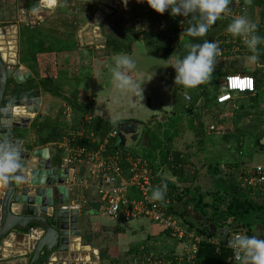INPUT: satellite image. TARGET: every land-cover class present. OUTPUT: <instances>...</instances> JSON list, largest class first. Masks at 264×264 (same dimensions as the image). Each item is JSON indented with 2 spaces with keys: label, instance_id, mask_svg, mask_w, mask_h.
I'll use <instances>...</instances> for the list:
<instances>
[{
  "label": "trees",
  "instance_id": "16d2710c",
  "mask_svg": "<svg viewBox=\"0 0 264 264\" xmlns=\"http://www.w3.org/2000/svg\"><path fill=\"white\" fill-rule=\"evenodd\" d=\"M59 2L58 10L62 13L78 12V10L81 14L93 15L95 13L96 3H79L74 0H60ZM242 2L243 4L245 2V4L251 5L247 3L248 0H242ZM253 3L251 6L256 15V27L259 29V36L264 38V0H254ZM229 7L233 9L231 0ZM166 13L167 12L163 15H159L153 12L152 17L148 20L149 29L147 30L144 29L143 25L140 26L133 22L123 31L121 38L107 37L105 42V56L129 55L132 53L133 44L140 41L144 43L151 54L161 57L165 62H170L173 55L181 56L183 54L181 53V50H183L182 47L176 50L166 45L162 41V31L155 30L157 25H172L173 22H170L171 16ZM70 17L64 16V26L72 32H75L79 27V21H77L75 17H73V19ZM225 20L218 19L204 37H190L186 35L187 40L184 49L191 44H202L206 40L213 41L215 39L225 43L228 42L232 37L221 36L217 33L218 31L227 29L228 25L233 21L232 19ZM193 24H195V20L190 18L188 28ZM225 43L219 47L220 50H223V53L226 51V49H223ZM237 46L242 49L240 54H233L231 52L235 45L230 43V45H227L228 51L221 56L222 58H216V67H214V71L209 79V84H211L212 89L216 91V95L210 96V90L208 91L207 88L204 89L203 86L199 92H192L191 102L184 106L183 109H180L181 114L177 115L176 112H174V116L169 118L164 125L151 128L150 123H148L145 129L143 128V134L141 135L143 151L132 153L133 155L147 159L151 163L155 175L158 177V181L160 180L167 184L168 193L165 195V198L169 197L171 199V213L180 220L181 225L210 239H213V237L208 234L202 224H196L189 219L183 210V202L192 205L201 216L211 219L217 228L235 226V232L246 231L249 236H256L259 238L264 226V191H252L242 187V181H238V178L234 176L239 170V163H225L223 165L220 161H215V163L210 162L208 171L213 180V188L210 191L203 192L199 187L194 186L197 175L193 176L191 179L186 177L185 161L181 159V152L174 148L175 139L185 135L188 131L193 132L194 135L199 138V143L202 145L204 144L203 137L210 127L214 125L215 129V127L222 125L221 117L218 118L215 116V118L213 117L211 119L212 122L208 126L207 121L204 119V110L207 108L210 113V109L214 107L217 108L216 97L223 89L225 78L228 75L239 74L243 76H252L255 79L256 87L258 82L264 83V44L257 46L258 59L253 62L252 65L250 64V66L247 65V63L252 61L249 60L248 57L252 56L253 53L245 46L243 38L237 37ZM18 47L19 63L28 67L34 74V78L26 84L19 85L10 74L3 101L4 107L7 106L10 101L13 102V106L16 101L39 98L43 94H49L66 101L68 105L82 117L92 113L91 109L94 108L92 103L96 96L94 93H91L88 96L85 95L82 97L81 92L83 88H80L82 83H89L91 81L92 71L91 69L83 71L90 63L87 62V64H85V55L84 53L78 52L79 45L76 41L71 39H49V37L45 35L41 25H21L18 30ZM178 50L179 53H177ZM76 53L78 54V61L75 65L77 68L80 67L81 71L77 74L75 73L73 76H68L71 55ZM41 55H52L48 58L44 67L41 66L39 62V56ZM65 55L68 57L64 59ZM62 57L64 62L60 59ZM218 63H220V65ZM224 65H228L229 68H235L236 70L227 72L224 69ZM129 76L132 77L131 75ZM62 79L64 81L73 80L75 82V89L68 97L61 83ZM241 95L251 96L252 94H238V96ZM70 97L71 99H69ZM203 98V104L199 105L198 102ZM247 101H249L250 110H257V102L259 100L249 99L248 97ZM206 102L209 104L207 105ZM210 103H213V105L210 106ZM212 112H214V110ZM47 118L48 117H44L43 120H40V117H38L33 124V129H31L36 136L37 141L35 142V146L37 147L61 142L63 137L70 130H65L64 124L60 121H54L51 118L46 120ZM185 118L188 120V123L187 126L184 127L182 125V119ZM238 120L239 119H237V121ZM121 122H124V120L111 121L100 115H95L93 119L87 123L86 130L87 132H93L94 136L100 139L109 131L116 128V125ZM76 127L78 126L76 125ZM74 129V127L71 128V130ZM220 129L225 130V132H223V139L227 142L231 138L240 141L241 138L248 136L247 132H243L241 129L233 134L228 130L229 127H225L224 129L222 125ZM26 133L27 132H25V134ZM20 138L23 140L24 134L21 135ZM260 142L261 141L256 140L250 144H254L256 146V148L254 147L255 150L257 149L258 152L264 154V150H261L263 146ZM33 147L34 145L27 147V149L31 150ZM56 151L59 157L62 151L59 149ZM126 152H130V150H126ZM164 168L172 171V176L176 178L177 182H171L169 178L163 175ZM241 176L243 178L246 175L241 173ZM185 178H187V181H185ZM187 182H189V184ZM181 184L183 185L181 186ZM158 237L164 238L165 241L167 240L162 234ZM90 240L91 239L86 238L87 242H90ZM221 241L223 242V240ZM147 242L146 239L144 242L131 245L125 256L130 257V260L138 254L147 251L157 253L163 252V250L156 251L157 248L155 247L160 245L158 242L151 245ZM167 249H169L168 246ZM106 252L107 251L100 252V260L108 264H118V260L115 257L112 258L107 255ZM48 258L47 256H42L38 264L46 263ZM230 259L231 251L223 246L217 248L211 244L202 243L199 247L196 261L199 264H229Z\"/></svg>",
  "mask_w": 264,
  "mask_h": 264
},
{
  "label": "rangeland",
  "instance_id": "374dc122",
  "mask_svg": "<svg viewBox=\"0 0 264 264\" xmlns=\"http://www.w3.org/2000/svg\"><path fill=\"white\" fill-rule=\"evenodd\" d=\"M59 1L54 8H44L46 3H42V0H0V50H2L1 52L4 57V61L8 60L5 63L12 74L19 66H21L19 63L18 39L15 38L16 34L13 30L16 31V28L23 24L30 25L32 20L30 14L34 13L33 9L35 8L37 9V11H35L36 13L40 10L47 12V14L45 12L43 16L41 18L39 17L36 21L41 23L43 22V31L49 39H71L76 41L79 45L78 52L84 53L85 55L86 63H84H91L87 68H85V70H83H92L91 81L89 83H82L80 88H83L81 92L82 97L85 95L88 96L94 92L98 94L93 103L96 113L102 114V111L105 110L112 114H118L121 116H128L127 114H130L131 116H134L135 120H140L141 123L143 121L145 122L148 118H150V116L157 114V116L150 119V122H147L150 123L151 128H155L158 125H164L169 118L174 116V112H176L177 115L181 114L180 109H183L185 104H190L191 94L197 91V87L193 89H185L174 84V66L177 59L180 57L177 56L173 61V64H168L159 57L147 54V48L141 43L135 47V53L130 56L136 64L135 69L131 72L136 73L137 71H140L143 73L140 74L138 72V78L132 79L137 85V89L129 92H121L115 88L114 84H112V69L115 67V60L110 61V59L105 57V42L107 37L121 38L123 31H125L129 27L128 25H130L132 20L135 19V10L134 12L131 11L130 17L126 14V12L124 13L122 11L125 6L123 0H74L79 3H96L95 13L93 15L85 14L83 12V14H81L79 10L78 12L62 13L58 10V5L60 4ZM231 2L241 11V14L238 17L244 16L249 19L250 22L255 25L257 24L255 12L251 6L254 0H248L247 3L251 5H247L245 2L243 4L242 0H231ZM48 7L50 6L48 5ZM238 9L236 10L239 11ZM229 10L230 7H228L225 13L221 14L220 19L234 20L233 17H237L236 15L231 14ZM70 15L72 19L75 17L77 21H79V27L75 32H72L64 26V16L70 17ZM125 15L127 18H125ZM46 19L47 21H45ZM195 23H197L196 20ZM33 24L35 25V23ZM217 33L221 36L232 37L230 38L232 40L226 43L215 39L212 41L216 42L219 47L225 43V47H223V49H226V51L223 53V50H221L222 55L228 51L227 45H230V43L235 45V48L231 50V52L233 54H240L242 49L237 46V37H234L232 34L227 32V29L218 31ZM253 34L259 36V29L257 27L256 32ZM162 41L163 43H166L164 37L162 38ZM134 46L135 44H133V47ZM222 55H219L218 57L222 58ZM77 57L78 54L77 56L74 54L71 63H73L74 60L77 61ZM250 64L252 65L253 62L247 63L249 66ZM80 71V67L70 68L68 70V76H73L75 73L77 74ZM61 81L65 89V94L67 97L70 96V93L75 89V82L73 80L64 81L63 79ZM201 85H203L205 89L207 88L208 91L210 90V95L215 92L212 89V85L209 84V80ZM157 86L162 87V89L157 88ZM141 89H143V93L141 92ZM43 97L45 99L47 97L48 100H53V102L50 101L53 107V120L63 123L65 130L71 129L72 127H75L77 123H80L83 117L72 109L66 101L64 102V100L62 101L61 99H54V96L50 98L45 94ZM137 98H140L139 101L136 104H133L132 99ZM148 98H150L149 103L151 107H148ZM69 99H71V97ZM262 100L264 103V98ZM212 105L213 103H210V106ZM259 107L260 109L257 110V113L253 112V110H248V112L250 111L249 113L252 114V118L248 117V119L245 117L242 118L243 113L240 112L241 110L237 111L238 113L235 112V114H231L229 112L224 114L216 112L219 116L220 114L223 115L221 117L223 128L225 129V127H229L228 130L231 131L230 133H236V131H239L240 129L243 132H247L248 136L241 138L240 141H237L234 138H231L228 142L224 141L223 132H225V130L220 129L222 125L215 127V129L212 128L213 130L209 129L203 137L204 144L202 145L199 143V138H197L194 133L190 131L175 140V147L180 150L182 155L181 159L185 161L184 165L186 166V177L191 179L193 176L197 175L194 186L199 187L203 192L210 191L213 188V180L209 175L208 165L210 162L215 163V161H220L223 163L228 160L227 153L229 156L231 154L229 150L236 151L238 153V151L240 152L243 149L240 154L242 157L239 162V170L234 174V176L238 178V181H242L243 179L241 173H246L248 170L257 165H264V154L262 152H258L257 149L255 150L256 146L254 144H250L251 142L258 140L261 141L260 143L264 147V104L263 107L260 105L258 108ZM217 109L218 108H215V111ZM238 114L241 116L240 119H242V121L237 118ZM244 114H246V112H244ZM204 117L206 118L209 126L212 122L211 119L213 118V115H211V112H208L206 115L204 113ZM237 119L239 120L237 121ZM182 120V125L184 127L187 126L188 120L186 118ZM252 145H254L255 148H252ZM127 147L129 150L143 151L142 146L139 145V143H134L130 137H128ZM172 174L171 170L164 168L163 175L177 182L176 178L172 176ZM187 178H185V181H187ZM187 183L189 184V182ZM183 184H181V186ZM152 230L158 231L154 228V226L152 227ZM130 233L133 235L132 238L130 235L120 236L119 233H116L113 230L107 232L104 235L103 240L96 242V247L99 252H108V250H111V255L118 260V264H129L130 257L121 255L123 253L124 246L126 247L128 243L130 246L144 242L146 237L149 245L157 242L160 244L155 247L157 248L156 251L167 249L168 241L166 242L162 237L150 235L148 232H145V230L142 232L145 233L143 239L139 238V231H130ZM128 240L130 242H127ZM127 249H129V247ZM23 258L24 257L17 256L14 260L19 261ZM102 264L104 263L102 262Z\"/></svg>",
  "mask_w": 264,
  "mask_h": 264
},
{
  "label": "built area",
  "instance_id": "2783aa9c",
  "mask_svg": "<svg viewBox=\"0 0 264 264\" xmlns=\"http://www.w3.org/2000/svg\"><path fill=\"white\" fill-rule=\"evenodd\" d=\"M232 6L233 9H230L229 12L238 17L241 11L233 3ZM237 17H233V19ZM188 25V17H174L173 27L164 31L165 44L177 49L185 37L184 32L188 29ZM221 53L220 50V55H222ZM255 92L256 82L252 76L231 74L225 78L224 87L217 95L216 103L223 106L231 103L236 94H254ZM93 117L92 113L85 115L78 128L70 129L62 141L55 146L62 151V167L71 170L81 165L86 167V174L77 179V185H68L69 192L73 191V187L92 190L101 200V211L104 215L114 221L146 222L158 230L155 233L157 236L162 234L167 239L169 249L159 253L143 252L133 257L129 264H199L196 260L202 243L211 244L217 248L223 246L231 251L229 264H238L228 243L235 235L249 236L248 233L233 231L226 239H222V242L216 238H207L182 226L180 220L171 213L172 202L169 197H164L163 201L151 199L152 191L165 183L157 180L158 177L155 175L151 163L141 156L132 154L135 152H126L119 148L116 128L100 139L96 138L93 132H87L86 125ZM244 174L246 176L242 179V187L252 191H264V165H257ZM169 180L173 182V180ZM69 182L70 180L67 184ZM130 191L135 192L136 198L129 197ZM4 192V183L3 180H0V221ZM85 204V202L72 203L70 206L65 204V207L81 211ZM27 236L28 238L33 237L28 234ZM259 239H264V226ZM16 244L15 233L0 242V263L8 259L10 253H15L13 250ZM56 262L58 260L53 258L48 264Z\"/></svg>",
  "mask_w": 264,
  "mask_h": 264
},
{
  "label": "water",
  "instance_id": "95a60500",
  "mask_svg": "<svg viewBox=\"0 0 264 264\" xmlns=\"http://www.w3.org/2000/svg\"><path fill=\"white\" fill-rule=\"evenodd\" d=\"M10 74L19 85L32 78L23 66H19L12 74L0 50V108L4 107ZM39 109V98L25 99L14 102L7 113H0V119L8 121L6 125H0V138L15 144L21 159L20 170L12 174L13 177L19 176L21 179L10 177L7 181L3 180L5 192L1 211L0 242L12 233L28 232V235H34L39 231L42 235L35 242L29 264H38L42 256L51 257L55 252L67 253L70 237L81 236V232L77 230L80 211L65 207L70 193L67 182L72 178L73 170L55 167L48 148L25 149L20 138L31 124L32 119L28 116L39 115ZM138 128L143 130L144 124L137 121L118 123V147L129 150L128 137L135 139ZM182 207L189 219L196 224H203L213 238L226 239L236 230L235 226L218 229L211 219L201 216L192 205L183 202Z\"/></svg>",
  "mask_w": 264,
  "mask_h": 264
},
{
  "label": "crops",
  "instance_id": "0c3cea01",
  "mask_svg": "<svg viewBox=\"0 0 264 264\" xmlns=\"http://www.w3.org/2000/svg\"><path fill=\"white\" fill-rule=\"evenodd\" d=\"M58 1L59 0H42V3H46L44 8H46V7L47 8H54L58 4ZM48 5L50 7H48ZM124 5L125 6L123 7L124 9L122 11L124 13L126 12V14H128L129 17L131 16V11L134 12V10H135V12H134L135 19L132 20L131 23L135 22V23L139 24L140 26L143 25L145 30L149 29L148 20H150V17H152L154 11H152L149 8L147 3H143V2L142 3H137L136 0H128V3L125 4V2H124ZM40 8H41V6H40ZM45 12L46 11L40 10L38 13H36V12L31 13L30 17L32 18V20L30 22V26H37V25H41L42 26L43 22L41 23V22L36 21V20L39 17L41 18ZM46 14H47V12H46ZM166 14H169V13L167 12ZM125 18H127L126 15H125ZM173 18L174 17L171 16V21H170L171 23L173 22ZM190 18H192V16H188V19H190ZM45 21H47V19ZM33 23H35V25ZM25 25H27V24H25ZM167 25L168 24L164 25L166 27L161 26V25H157L156 26L155 30L162 31L161 32V37H164L163 35H164V31L165 30H168L169 28L173 27V23H172V25H169V26H167ZM19 27L16 28V31L19 30ZM16 31H15V34H16L15 38L18 39V31H17V33H16ZM186 40H187V38H186V35H185V37L181 40L182 42L179 44V47H178V49H180L182 47L183 50H181V53H183V54L181 56L180 55H173L171 57L170 62H166V63H168V64L172 63L173 64V61L176 59L177 56L178 57H183V55H186L187 51L190 50L189 46H187L184 49V45L186 43ZM140 43L144 44L141 41L135 43V46L134 47L132 46V53L127 55V56H129V57L132 56L135 53L134 52L135 51V47L137 45H139ZM146 53L149 54V55H152L154 57H159V56L151 54L148 50H147ZM177 53H179V50L177 51ZM50 56H52V55H50ZM50 56L49 55H41V56H39L40 65L44 67L46 65V62L48 61V58ZM73 56H74V54L71 55V60H72ZM65 57H68V56L65 55L64 59H65ZM105 57L107 59H110V61H112V60H116L117 56H111V57L105 56ZM159 58H161V57H159ZM60 59L63 60V57L60 58ZM77 61L74 60L73 63H71V61H70L69 69L70 68H76L75 64H76ZM62 62H64V60ZM218 64L220 65V63H218ZM219 65H217V66L223 68L222 66H219ZM22 66L23 65H21L20 67H22ZM224 66H225L224 69L227 72H233V71L236 70L235 68H229L228 65H224ZM23 67H25L27 69V72L32 77L31 79H33L34 78V74L32 73V71L26 66H23ZM214 67H216V65ZM138 72L140 74H143L142 72L137 71L136 73L135 72L134 73L130 72V73H128V75L132 76V77L129 76L131 79H137L138 78L137 77ZM31 79L26 80V82L24 84H26ZM112 84H114V83H112ZM202 86L203 85L197 86L196 90L199 92L203 88ZM157 88L162 89V87H160V86H157ZM204 89H205V87H204ZM256 89H257L256 93L252 94L251 96L250 95L249 96H243V95L238 96V94H236V95H234L233 101L231 103H228V104L223 105V106H219L217 104L216 107L218 109L216 111H215V108L210 109L211 115H213L214 118H215V116L220 118L223 115L220 114V116H219V115H217L216 112H219V113H222V114L227 113V112H229L231 114H235V112L241 110L240 112L243 113L242 118H244V117L247 118V119H248V117L252 118V114H250L248 112V110H249V101H247L248 97H249V99H257V100H259L257 102L258 103L257 110L260 109V107L258 108L259 105L261 107H263L264 103L262 102L263 101L262 99L264 98V83L262 84L261 82H258ZM94 94H95V96L98 95L95 92H94ZM43 95H41V97H39V100H40L39 115L28 116V117H31L32 120H31V124H29V129L26 130L27 133L24 135L23 145H24L25 149H27V147H29V146H33L34 145L32 150L48 148L50 150V156L52 158L54 166L60 168V167H62V155L63 154H59V157H58V153L56 151L57 148H56L55 144L48 145V146H41V147L35 146V142L37 140H36V136L33 134L32 130H31V129H33L32 128L33 124H34V122L36 121V119L38 117H40V120H43L44 117H48L49 119L51 118L52 120L54 118L53 117V107H52V103H51V102H53V100H50V99L48 100L47 97L45 99L44 98L45 96L43 97ZM45 95L50 97V98L53 97V96H51L49 94H45ZM214 95H216V91L214 93H212V95H210V96H214ZM33 99H35V98H33ZM54 99H59V98L54 97ZM139 99L140 98L132 99L133 104H136L139 101ZM148 99H149L148 100V107H151V105L149 103L150 98H148ZM202 102H204V98L202 100L200 99L198 104H202ZM93 103H92V105H93ZM206 103H207V105L209 104L208 102H206ZM247 103H248V105H247ZM186 105L187 104H185L184 106H186ZM184 106H183V108H184ZM91 110H92V115L93 116L100 115V116L105 117L106 119H109L111 121H114V120H124V121L131 120V121L140 122V120H135L134 116H131L130 114H127L128 116H121V115H118V114H112V113H110L108 111H105V110L102 111V114H99V113H96L94 108L91 109ZM213 110H214V112H212ZM257 110L254 109L253 112L257 113ZM170 111H173V110H170ZM208 112H209V109L206 108L204 110L205 115ZM244 112H246V114H244ZM155 116H157V114L154 115V116H150V118H148L145 122L143 121L142 124L147 125L148 124L147 122L148 121L150 122V119H152ZM231 116H233V115H231ZM240 117L241 116H239V114H238L237 118L240 119ZM48 118L46 120H48ZM204 119L206 120L205 117H204ZM240 120L242 121V119H240ZM79 124L80 123H77V126H79ZM74 128L77 129L78 127H76V125H75ZM212 128H214V125H212V127H210V129H212ZM175 146L176 145H175V141H174L175 150L180 152V150L177 149V147H175ZM242 148H243V146H242ZM252 148H254V147H252ZM241 149H239V150H241ZM130 151L134 152L133 150H130ZM229 151H230L231 154L229 156V154L227 153L228 160H226L222 164H225V163L226 164L227 163H236V162L239 163L240 159L242 157L240 154L242 153L243 149L240 152L238 151V153L236 151H231V150H229ZM85 174H86V167L84 165L76 167L73 170V176H72V178L70 179V182L67 185H69V186L75 185L76 186L77 185V179L79 177L84 176ZM73 180H75V181H73ZM157 180H158V178H157ZM129 197L132 198V199L136 198L135 192L134 191H130L129 192ZM84 202L86 204L83 206V208L80 211V214H79L80 216H79V220H78V224H77V230L79 232H81V236H79V237H70L69 251L67 253L55 252L51 257L48 258L47 262L44 263V264H48L50 262V260L53 259V258H56L58 260V262H56L55 264H102L103 261L101 262V260H100V252H99L98 248L96 247V242L99 241V240H103L104 235L107 232H110L112 230L114 232H116V233H119L120 236L121 235L122 236L130 235L131 238L133 237V235L130 233V231L131 232L132 231H134V232L139 231L140 232L139 238H142V239L144 238V234H145V233H142L144 230H145V232H148V234H150V235H153V236L156 235L155 233L157 231L156 230L153 231L152 230V226H149L146 222H142V221H137V222L114 221L113 219L109 218L108 216H106V215H104L102 213V211H101V204H102L101 200H100L99 196H97L92 190L76 189L75 187H73V191H71L69 193V201H68V203H66L67 206H70L72 203H84ZM15 234H16V237H17V244H16V247L14 248L13 251L16 254L15 253L14 254L10 253L9 258L4 260V261H2L0 264H29V262H30V260L32 258L33 248H34L35 242L42 235L39 231H37V233H34L32 238H28V236H27L28 232H24V233L18 232V233H15ZM86 238L91 239L90 242H87ZM146 239H147V237H146ZM127 242H130V241L128 240ZM130 246H129V243H128V245H126L127 248L128 247L130 248ZM126 247L125 246L123 247L124 249H123V253L121 255L125 256L126 253L128 252L129 249H127ZM111 254H112V251L108 250L107 255H109V256H111L113 258L114 256L111 255ZM17 256L24 257V258L19 260V261L14 260ZM103 263L104 264H108L107 262H103Z\"/></svg>",
  "mask_w": 264,
  "mask_h": 264
},
{
  "label": "clouds",
  "instance_id": "9594fccd",
  "mask_svg": "<svg viewBox=\"0 0 264 264\" xmlns=\"http://www.w3.org/2000/svg\"><path fill=\"white\" fill-rule=\"evenodd\" d=\"M125 4L128 0H124ZM137 3H147L149 8L159 15L168 12L172 17L192 16L197 23L190 26L184 33L190 37H204L221 14L229 7L230 0H136ZM37 9H33V12ZM227 32L234 37L243 38L245 46L253 53L248 57L252 62L257 61V46L264 44V38L254 35L256 25L244 16L234 19L227 27ZM187 54L178 58L174 66V84L185 89H193L207 82L214 71L216 58L220 49L216 42L204 41L202 44H191ZM135 62L127 55H118L115 67L112 69L113 83L121 92L137 89V85L128 73L135 69ZM143 93V89H141ZM12 101L0 108V113H7L12 107ZM7 120L0 119V125H6ZM21 168L20 152L15 144L0 138V180L7 181ZM167 192V184L162 183L152 191L151 199L163 201ZM235 254L238 264H264V239L256 236L235 235L228 243Z\"/></svg>",
  "mask_w": 264,
  "mask_h": 264
},
{
  "label": "flooded vegetation",
  "instance_id": "af4514ba",
  "mask_svg": "<svg viewBox=\"0 0 264 264\" xmlns=\"http://www.w3.org/2000/svg\"><path fill=\"white\" fill-rule=\"evenodd\" d=\"M145 127H146V125H144V129H145ZM27 132V131H26ZM23 134L25 135V132L23 131ZM143 133H142V131H140L139 130V128L136 130V134H135V139H133V142L134 143H139V145H141L142 146V148H143V145H142V139H141V135H142ZM141 139V140H140ZM140 140V141H139ZM132 150V149H131ZM134 152H140V151H134ZM203 225V224H202ZM215 226V225H214ZM216 227V226H215ZM217 228V227H216ZM219 229V228H218Z\"/></svg>",
  "mask_w": 264,
  "mask_h": 264
},
{
  "label": "bare ground",
  "instance_id": "6f19581e",
  "mask_svg": "<svg viewBox=\"0 0 264 264\" xmlns=\"http://www.w3.org/2000/svg\"><path fill=\"white\" fill-rule=\"evenodd\" d=\"M54 2V1H53ZM13 29V28H12ZM7 31V30H6ZM14 32H15V30H13ZM13 36V35H12ZM13 40H15V39H13ZM8 41H10V40H8ZM5 42V41H4ZM3 43V42H2ZM16 43V42H15ZM1 44V43H0ZM6 44V43H5ZM6 46V45H5ZM8 48V47H7ZM2 51V50H1ZM8 52V51H7ZM15 52V51H14ZM2 53V52H1ZM10 53V52H9ZM14 54V53H13ZM7 55V54H6ZM16 55V54H15ZM13 57V56H12ZM11 58V57H10ZM10 58H8V59H10ZM6 61H8V60H6ZM5 61V62H6ZM15 64V63H14ZM87 249V248H86Z\"/></svg>",
  "mask_w": 264,
  "mask_h": 264
}]
</instances>
